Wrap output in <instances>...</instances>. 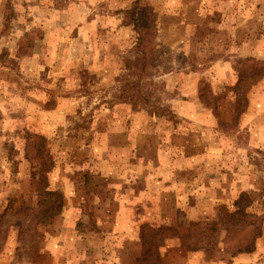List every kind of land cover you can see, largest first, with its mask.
Returning <instances> with one entry per match:
<instances>
[{
    "label": "rangeland",
    "instance_id": "rangeland-1",
    "mask_svg": "<svg viewBox=\"0 0 264 264\" xmlns=\"http://www.w3.org/2000/svg\"><path fill=\"white\" fill-rule=\"evenodd\" d=\"M135 1L0 0V264H264V0Z\"/></svg>",
    "mask_w": 264,
    "mask_h": 264
},
{
    "label": "trees",
    "instance_id": "trees-1",
    "mask_svg": "<svg viewBox=\"0 0 264 264\" xmlns=\"http://www.w3.org/2000/svg\"><path fill=\"white\" fill-rule=\"evenodd\" d=\"M139 1L140 0H137L132 4V8L131 9L129 8L128 11L126 12L127 15L126 17L127 20H129V25H132L133 29L138 33L137 45L139 50L143 52L146 45L145 36L143 35V33L145 32L146 28H142L139 24V20H138ZM235 70L238 73V81L233 87H230L228 89V93L225 95L228 94L232 95L231 98H233V100L236 103V111L238 116L244 114L251 107L247 101L244 103V105L242 104V102L245 99V93L247 89L246 87L250 85V82L252 81L254 82L255 81L258 82L259 80L264 81V64L260 66L254 65L249 67L245 64H239V65L237 64L235 66ZM187 75L188 74L185 73L183 74V77L187 79L186 77ZM179 83L181 87H184V84L182 82ZM133 85H136V83H134ZM128 86L130 87L131 85ZM128 91L129 90H127V92ZM197 96L199 100L202 102L203 107L206 108L208 111H210L213 116L219 119L220 115L217 110L218 102L219 100L224 98V96L222 95L215 96L213 93H211L209 91V88L207 87V84H205L203 80H201L198 84ZM132 102L134 103L135 106L138 103L137 99L134 97L132 98ZM44 147L45 146L43 145L42 149H44ZM42 149H41V153H42ZM41 158H42V162L43 163L45 162L42 165L43 173L45 174L50 172L54 163L52 156L47 153V154H43V157L41 156ZM48 194L52 197L49 199L48 202V206L51 213L50 217H54L55 215L59 214L61 212V209L63 208L64 205L63 196L61 192H57V191H51ZM252 203H253V199L249 197L247 194L243 193L239 197V199L235 202L236 211L228 214L231 220L237 225L243 224L246 219L243 216L247 215V208H250L252 206ZM139 238L144 248V253L142 257L139 258V261L142 263L145 262L150 263L152 261L153 262L152 264H160L161 259L159 257V253L157 249L155 248V242L153 239L152 230L148 225H144L141 227Z\"/></svg>",
    "mask_w": 264,
    "mask_h": 264
}]
</instances>
